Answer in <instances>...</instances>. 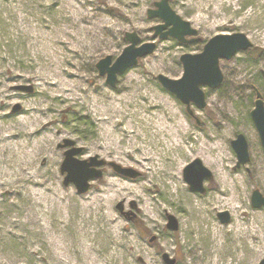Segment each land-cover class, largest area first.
Listing matches in <instances>:
<instances>
[{
    "label": "rangeland",
    "instance_id": "rangeland-1",
    "mask_svg": "<svg viewBox=\"0 0 264 264\" xmlns=\"http://www.w3.org/2000/svg\"><path fill=\"white\" fill-rule=\"evenodd\" d=\"M158 1L0 0V92H4L0 94L3 97L0 100V111L7 114L2 123L12 122L19 114L25 113V106L32 99L41 102L42 113L54 119L51 125V137L54 140L46 142L44 153L37 152L32 154L31 159L23 157L16 160L13 169L14 172L18 170L19 177L10 180L25 176L23 168L27 161V175L35 172L41 186L31 180H18L9 186L0 185V264H92L89 258L87 260L73 253L78 250L80 239L73 232L82 222L87 223L85 217H89L88 220L92 222V217L104 211H111L121 219L124 235L122 264H144V260H148L149 264H167L164 255L175 260V264H216L217 260L219 264H229L231 261H235V264H259L264 259V239L251 235V239L233 242V235L226 232V229L235 225L236 217L224 207L210 210V216L221 229L226 230L221 237L222 244L225 243L223 245L235 252L228 258L223 254L219 258L216 256L218 244L205 234L208 221L206 225L202 224L200 234L191 233L186 237L187 243L180 235L181 221L188 215L184 208L187 199L199 198L208 204L215 197L220 195L225 198L228 194L213 172V180L204 181L207 189L204 194L191 191L184 180L186 166L196 159H202L197 156L199 150L196 145V138L201 136L207 142H210L209 136L223 142L230 158L227 171L231 179L239 181L237 178H241V184L236 185V188L241 194L242 206L247 211L241 214L247 219L244 222L251 223L256 219L264 225V206L255 208L252 205L254 190L258 189L264 196V148L251 118L255 101L254 88L259 89L264 97V0H193L195 6L192 7L170 0L171 8L199 32V40L189 44H182L171 37L160 39L154 35V27L163 22L159 18L149 17L148 12L155 9L154 3ZM208 5H211L208 12L212 13V10L218 8L220 14H211L209 21L195 22L194 18L202 14L200 9ZM211 24L215 26L210 27ZM127 32H136L141 39L140 44L154 42L156 50L120 74L113 88L107 83L106 75H100L97 63L107 56H111L113 62L116 61L128 46L124 40ZM233 33L245 34L253 44V51L239 52L229 61H220L224 81L216 89L203 86L206 107L199 108L191 103L188 108L162 86L158 80L160 74L171 79L183 76L182 55L199 54L211 38ZM56 66H59V71L68 70L78 75L74 80L80 87L79 91L76 90L77 97L82 98L80 101L66 103L48 94L39 96L38 88L33 83L42 76L54 79ZM62 79L69 78L63 76ZM133 95L136 96V103H130L128 109L132 112L139 109L140 119L147 115L152 120L139 121L144 136L135 141L132 155H122L104 144L112 143L120 136L124 138L120 144L121 149H129L130 138L124 131L127 125L102 123L90 105L91 100L97 99L102 105L112 106L113 100L118 104V100H130ZM149 96L154 97L159 106L143 112L136 104L146 106ZM168 103L175 106L180 113L177 117H182L190 127L185 139L193 146L194 157H186L182 170V179L187 184L185 193L177 199L172 195L160 194L154 183L143 188L145 194L154 196L155 204L160 205L156 222L140 212L142 201L132 200L130 196L125 199L120 197L110 203L107 200L101 204L96 202L95 206V198L104 197L112 181L127 184L130 187L125 191L127 195L132 194L133 186L140 187L149 179L158 181L150 170L158 163L155 160L157 156L155 149L148 143L154 139L155 130L147 123L169 118L167 124H175L174 116L167 112ZM123 104L127 107L126 102ZM112 128H116V133L108 132ZM239 134L247 138L251 160L235 169L237 155L231 141ZM65 140H72L75 142L74 147L83 148L78 155L82 160L99 156L107 162L139 172L140 175L135 178L126 177L107 163L99 167L103 170V177L92 181L86 193L79 194L74 184H64L66 173L61 172V165L65 158L64 152L71 148L60 147ZM143 145L148 147V157L152 159L149 162L142 158H147ZM30 147L26 151H30ZM11 162L15 160L6 159L0 169H9ZM157 166L154 165V170ZM206 167L212 171L209 166ZM4 188H8L9 192ZM38 192H43V196L34 194ZM41 201L43 207L38 205ZM224 212L230 216L226 223L219 217ZM170 217L175 218L177 229L168 227ZM44 224L47 232L43 228ZM200 237L204 238L199 240ZM61 247L67 249V254L55 251Z\"/></svg>",
    "mask_w": 264,
    "mask_h": 264
},
{
    "label": "bare ground",
    "instance_id": "bare-ground-1",
    "mask_svg": "<svg viewBox=\"0 0 264 264\" xmlns=\"http://www.w3.org/2000/svg\"><path fill=\"white\" fill-rule=\"evenodd\" d=\"M176 1L179 4L181 3L188 7L195 6L193 0ZM208 9H211V5L201 8L200 11L202 14L196 16L194 21L202 23L203 21H209L212 18L210 16L211 14L213 16H218L220 14L218 8L212 10V13L208 12ZM214 26L215 25L211 24L210 27ZM56 72L57 73L54 79L42 76L36 79L37 82L33 83L34 86L38 88L37 90L39 96L48 94L55 98H60L66 103L80 101L82 98L77 97L76 93V90H78V88L80 90V87L75 84L74 80L78 77V75L74 72H69L68 70L63 71L60 69L59 71V66H56ZM63 76L69 79L64 80L62 79ZM3 93L4 92H0V94ZM135 97L136 96L133 95L130 97V100L128 98H126L125 101L122 99L118 100V104H115L116 100H113L111 103L112 106L107 104L102 105L97 99L91 100L90 109L96 116L100 117L102 123L106 125L115 123L116 126L120 124L127 125L126 129L124 128V131L130 138L129 149H121L120 144L124 138H121L120 136H118V138L112 143L108 142L104 144L107 148L113 149L122 155H132V153H134V150L132 151V146L135 141L144 136L143 127L139 121L152 120V117L147 115H143V118L140 119L139 115L141 111L139 109L134 110V112L128 109V105L130 103H136V100L134 99ZM1 99H3V97H0V100ZM147 100L146 106L139 103L140 105L136 104V107L140 106L143 109V112L158 108L159 105L154 97L149 96ZM123 102H126L127 107L124 106ZM168 105L167 112L169 115L174 116L175 124L172 126L168 125L167 121L170 120L169 118H160L155 120L154 123H147L155 130L154 139L152 138L153 141L151 140L148 143L155 149V156H157L155 160H157L158 163L154 164L156 166L158 165L157 169L154 170L155 167L153 165L150 170L153 173H151V175H156L155 178H157L158 181H151L149 179L147 183H143L140 187L133 186L134 190L130 195L125 193V191L130 188L127 184H120L118 181H112L109 184L110 189L108 193L106 192L104 197L95 198V206H97V203L101 204L104 200H107L110 203L120 197H124L125 199L126 196H130L132 200L142 201L140 212H142L146 218L156 222L157 210L160 205L155 204L156 198L145 194L143 188H148L151 183H154V186L158 188V192H160V194L163 196L172 195V197H177V199L185 193L187 184L182 179V170L185 165L186 157H194L192 151L193 146H191L185 139V135H188L190 127L182 117H177L180 113L175 106L171 103H168ZM25 107V113L19 114L16 120L14 119V121L8 122L7 124L2 123V120L7 117V114L5 111H0V165L5 164L6 159L15 160V162H11V167L9 169H7V167L5 169H0L1 186L12 185V182H18V180L23 182L31 180L38 186H41V181L36 179L35 172L27 175V161L26 167L23 168L25 176L21 179L10 181L16 176L19 177L18 170H15L14 172L13 169L15 167L16 160H21L23 157L24 159H31L32 154L34 155L37 152L44 153L46 142L54 140V138L51 137V125L53 124L54 119H51L46 114L42 113V103L37 99H32L27 102ZM69 107L72 109L71 105ZM163 112H165L166 115L168 114L166 113V110H163ZM37 114H39V116ZM135 122H137V125ZM108 132L116 133V128H112L108 130ZM209 137L210 142H207L202 136L196 138V145L199 150V155L197 156L201 157L202 162L212 169V172L222 182L223 188H226L225 190L228 191V194L225 198L219 195V197L214 198L213 202L208 204L201 201L199 198L187 199L184 208L187 210L188 215L181 221L182 231L180 235L185 240V243H187L188 241L186 240V237H188L191 233L200 234L202 224L206 225V221H208L209 226H206L207 229L205 234L210 236L212 242H216L218 244V248L215 251L216 256L219 258V256L223 254L224 257L228 258L235 252L232 248L227 247V245H223L225 243L222 244L221 237L223 232L227 230L226 232L231 233L233 235L234 243L243 239H251V235H256L257 238L264 239V235L262 234L264 233V225L255 221L256 219H254L251 223L244 222L247 221V219L242 217L241 214H245L247 211L244 210V207L242 206L241 194L236 188V185L241 184V178H237L240 182L237 181L236 178L231 179V175L227 171L230 158L225 150L223 142L214 136ZM29 146H31V150L26 151ZM142 148L144 150V155H147V158L144 156L142 158H144L145 162H149V160L151 161L152 159H149L148 157V147L143 145ZM136 160L140 161V159L137 158ZM146 166L147 165H144V167ZM4 189L9 192L8 188ZM225 190L223 189L222 193ZM34 194L38 197L43 196V192ZM224 194L225 193H223V195ZM38 205L43 207L42 201L39 202ZM98 207L101 208L100 206ZM219 207L227 208L230 214L236 217L235 225L230 226L226 230L219 227V225L210 216V210L218 209ZM88 218L89 217H85L84 219L87 223L82 222L81 225H78V229L74 228L75 231L73 234L80 239L78 241L79 248L73 253L75 255L79 254L80 257H85L87 260L90 259L92 264H109V260L112 261L111 264H122L124 235L122 233V222L120 217L111 213V211H104L102 214L92 217L94 220L92 222H90ZM257 224H260L261 226ZM43 228L47 232L46 224L43 225ZM202 238L204 237H200L199 240ZM97 245L99 248H97ZM101 247L103 249H101ZM131 248L133 249L134 246H131ZM192 249L193 248L188 249L186 253H190V250ZM55 251L59 254H67L68 252L67 249L63 247L58 248ZM148 262V260L143 261L144 264H149ZM234 262L231 261L229 264H235ZM216 264H219L218 260L216 261Z\"/></svg>",
    "mask_w": 264,
    "mask_h": 264
},
{
    "label": "water",
    "instance_id": "water-1",
    "mask_svg": "<svg viewBox=\"0 0 264 264\" xmlns=\"http://www.w3.org/2000/svg\"><path fill=\"white\" fill-rule=\"evenodd\" d=\"M170 0H160L154 3L155 9L149 10L148 15L151 18H159L162 24L154 27V35L160 39L174 38L180 43L189 44L198 41L196 38L198 31L192 27L191 23L183 20L170 6ZM188 37H192L188 39ZM124 40L128 46L123 50L122 54L113 62L111 56L101 59L97 63V68L101 76L107 77V83L111 87H116L118 76L125 73L128 69L137 65L139 59L152 54L156 50L154 42L141 43V39L136 32H127ZM253 46L249 38L243 33L220 34L216 35L208 41L203 52L200 54H184L180 60L183 65L184 73L180 79H171L165 75H158V80L163 87L172 92L189 108L191 103L196 104L199 108L207 105L206 95L203 86L212 89L218 88L224 76L220 68L222 59L230 60L240 51H247ZM255 107L251 111L252 120L258 130L261 144L264 148V100L261 92L256 89ZM232 147L237 155V164L235 169L241 168L250 162V152L247 138L243 134H239L235 140L231 141ZM75 142L65 140L60 144L61 148L71 146L64 152L65 158L61 165V172L66 173L64 184H74L79 194H84L90 189V182L103 177V170L99 167L104 166L107 162L99 159L98 156L90 157L82 160L78 155L83 148L74 147ZM114 170L126 177L135 178L140 175L129 168H123L116 163H110ZM184 179L189 184L190 190L199 193H206L204 181L213 180L212 171L207 168L200 159H196L189 163L184 169ZM252 205L255 208L264 206V196L258 190L252 193ZM223 222L230 220L229 213L219 214ZM168 227L177 229L176 220L170 217ZM167 264H175V260H171L164 255ZM259 264H264V259Z\"/></svg>",
    "mask_w": 264,
    "mask_h": 264
},
{
    "label": "trees",
    "instance_id": "trees-1",
    "mask_svg": "<svg viewBox=\"0 0 264 264\" xmlns=\"http://www.w3.org/2000/svg\"><path fill=\"white\" fill-rule=\"evenodd\" d=\"M253 51V49H250V50H248V53H251Z\"/></svg>",
    "mask_w": 264,
    "mask_h": 264
}]
</instances>
